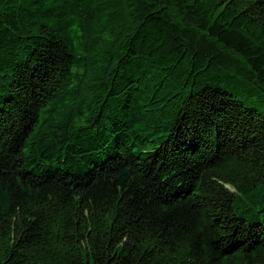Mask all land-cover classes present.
I'll return each mask as SVG.
<instances>
[{
    "label": "trees",
    "instance_id": "16d2710c",
    "mask_svg": "<svg viewBox=\"0 0 264 264\" xmlns=\"http://www.w3.org/2000/svg\"><path fill=\"white\" fill-rule=\"evenodd\" d=\"M264 0H0V264H263Z\"/></svg>",
    "mask_w": 264,
    "mask_h": 264
},
{
    "label": "rangeland",
    "instance_id": "374dc122",
    "mask_svg": "<svg viewBox=\"0 0 264 264\" xmlns=\"http://www.w3.org/2000/svg\"><path fill=\"white\" fill-rule=\"evenodd\" d=\"M264 264V263H263Z\"/></svg>",
    "mask_w": 264,
    "mask_h": 264
}]
</instances>
